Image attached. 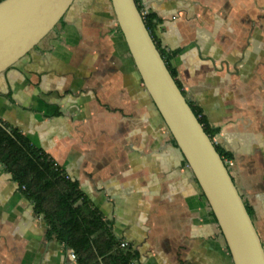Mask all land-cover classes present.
<instances>
[{
  "label": "crops",
  "instance_id": "crops-1",
  "mask_svg": "<svg viewBox=\"0 0 264 264\" xmlns=\"http://www.w3.org/2000/svg\"><path fill=\"white\" fill-rule=\"evenodd\" d=\"M264 249V0H139ZM0 121L78 184L134 264H232L216 220L145 91L109 0H74L0 74ZM0 163V264H82Z\"/></svg>",
  "mask_w": 264,
  "mask_h": 264
},
{
  "label": "water",
  "instance_id": "water-1",
  "mask_svg": "<svg viewBox=\"0 0 264 264\" xmlns=\"http://www.w3.org/2000/svg\"><path fill=\"white\" fill-rule=\"evenodd\" d=\"M73 2L1 0L0 74L53 31ZM109 2L142 85L204 195L232 264H264L263 245L227 165L169 73L135 0Z\"/></svg>",
  "mask_w": 264,
  "mask_h": 264
},
{
  "label": "trees",
  "instance_id": "trees-1",
  "mask_svg": "<svg viewBox=\"0 0 264 264\" xmlns=\"http://www.w3.org/2000/svg\"><path fill=\"white\" fill-rule=\"evenodd\" d=\"M135 2L146 29L180 89L175 72L168 66L160 45L152 35L153 15L144 14L139 0ZM190 108L210 137L201 117L191 106ZM0 123L10 130L8 133L0 126V163L31 203L34 213L43 217L49 233L70 249L82 264H134L136 252L128 244L120 247V241L79 190L77 182L68 178L48 155L34 147L17 129L2 121ZM215 148L222 160L228 157L218 147Z\"/></svg>",
  "mask_w": 264,
  "mask_h": 264
},
{
  "label": "built area",
  "instance_id": "built-area-1",
  "mask_svg": "<svg viewBox=\"0 0 264 264\" xmlns=\"http://www.w3.org/2000/svg\"><path fill=\"white\" fill-rule=\"evenodd\" d=\"M224 161V163L227 165V163H228V161L227 160H223ZM53 163H54V165L56 166L57 164L53 161ZM58 166V165H57ZM127 244L125 243V242H120V247H125ZM71 257L73 258V259H75L76 258V256L72 253L71 254Z\"/></svg>",
  "mask_w": 264,
  "mask_h": 264
}]
</instances>
